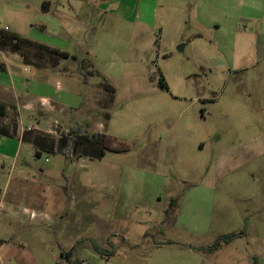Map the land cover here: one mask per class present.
<instances>
[{
  "label": "rangeland",
  "instance_id": "obj_1",
  "mask_svg": "<svg viewBox=\"0 0 264 264\" xmlns=\"http://www.w3.org/2000/svg\"><path fill=\"white\" fill-rule=\"evenodd\" d=\"M51 1L46 12L43 0H0V28L70 54L0 49V82L20 94L0 91V264H70L61 253L73 246L80 264H157L155 240L209 246L231 232L264 264V68L241 40L264 11L246 0ZM40 95L51 113L23 103ZM71 128L130 148L35 153V136L55 142Z\"/></svg>",
  "mask_w": 264,
  "mask_h": 264
},
{
  "label": "crops",
  "instance_id": "obj_2",
  "mask_svg": "<svg viewBox=\"0 0 264 264\" xmlns=\"http://www.w3.org/2000/svg\"><path fill=\"white\" fill-rule=\"evenodd\" d=\"M246 2L247 5L250 7L260 11L262 10L264 11V0H246ZM43 3H44V8L47 10L46 12H51V10L57 9L56 6L57 4L56 3L52 4L51 0H43ZM255 23H256V27L251 28L247 33H245V35L242 36L241 38V40L243 41L242 48L245 49L246 46L248 45L249 40L251 39L252 49H253L252 55L254 57V62L259 66L263 65V67L261 66L260 67L264 68V17L256 20ZM137 24L139 25L140 21H138ZM248 66L249 64L244 62L241 68L245 70L248 68ZM1 68H4L6 70V66L4 64L1 65ZM259 73L263 74L264 72H259ZM0 91H5V92L10 91L12 92V94H15L17 97H19L20 95L18 94V91L16 90L15 86H8L2 82H0ZM40 101H43L44 104L48 105L45 106V113H51L53 111L52 104L54 102L52 101L51 98L45 95H40L39 98L36 99L35 101L32 102L26 101L23 103L25 104L29 103L27 108L28 111H33V110L35 111L36 110L35 106L38 105ZM0 102L4 103V99H1ZM72 159L75 158H71L70 160ZM244 236L245 234L243 232L240 233V235H238L236 239H234L233 241L227 244L220 246L215 251H208L204 249L207 247V245L204 246L201 244H191L186 242L183 243L171 238L153 241L152 249L156 250V253H160L157 259L158 260L157 264H181V263L196 264L194 260L198 258L200 259V264H205V263L208 264L209 261H210L209 264H213L212 259H220L221 260L220 264H257L258 262L257 249L255 248L254 245L252 244L250 245V241H245ZM190 255H192V257ZM220 255L223 256L222 259L219 258ZM171 256L179 257L178 263L171 261L168 262L167 259L170 258ZM181 259H184L185 261H182ZM108 260H110V257L105 262H108Z\"/></svg>",
  "mask_w": 264,
  "mask_h": 264
},
{
  "label": "trees",
  "instance_id": "obj_3",
  "mask_svg": "<svg viewBox=\"0 0 264 264\" xmlns=\"http://www.w3.org/2000/svg\"><path fill=\"white\" fill-rule=\"evenodd\" d=\"M44 6V3H43ZM30 47H35L36 50H43L48 52L56 57L59 61L61 58L69 57L70 54L67 51L60 50L58 48H54L48 46L43 43H38L33 40H30L26 37L19 35L16 32L10 31L5 28H0V49L10 48L14 51H20L23 58L25 57L24 50H28ZM75 57V56H74ZM25 61V60H24ZM27 62V61H26ZM161 87H167L164 78L162 77L159 82ZM111 90H114L112 86L108 83H105ZM6 114V105L0 102V117L5 116ZM8 134V132L4 133ZM40 140L35 136V153L37 155L41 154V149H45L47 151H57L60 152L68 159L71 157H81L86 156L88 158H101L107 151L111 152H121L129 150V145L122 141H117V139L110 135L102 132H82L79 128H71L67 132L62 133L57 141L54 142L53 136L44 135L38 136ZM240 235V233H227L225 235L217 236L212 244L207 246L206 250L215 251L221 245L229 243L236 239ZM93 249L99 253L100 255L113 254L114 252H108L100 248L98 245H93ZM75 246H73L69 251L61 253V260H67L70 264H80L74 259H71L68 255L73 251Z\"/></svg>",
  "mask_w": 264,
  "mask_h": 264
}]
</instances>
